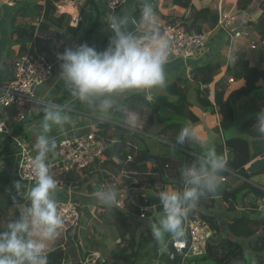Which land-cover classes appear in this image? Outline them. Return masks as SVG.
<instances>
[{"label":"trees","instance_id":"obj_1","mask_svg":"<svg viewBox=\"0 0 264 264\" xmlns=\"http://www.w3.org/2000/svg\"><path fill=\"white\" fill-rule=\"evenodd\" d=\"M59 0H44L42 5L30 4L26 0L17 4L16 13L12 18L10 29L11 36H15V42L20 44V50L24 52L28 45L32 51L50 52L52 46V38H48L45 34L49 31L56 33V38L63 35L64 42L60 43L57 50L63 52L68 46L70 38L81 36L86 44L89 45V39L94 33L95 28L101 23L100 10L94 0H86V4H91L94 10V17L89 27H85L84 21L79 20L76 26L70 25V15L63 13L59 16L55 15V4ZM173 4L182 3L188 5L192 0H171ZM247 4L257 2V7L261 9V14L256 21L246 23L260 38H264V0H246ZM236 6L244 9L242 0H237ZM194 14L179 17L180 23L188 32H201L203 26L207 29H213L218 21L217 10L202 9ZM38 16L40 21L38 26L31 24H14L15 16ZM175 22V19H170ZM55 28L57 30H51ZM61 30V31H60ZM37 31H39V34ZM61 34H60V32ZM102 45V44H101ZM101 45L96 49L99 51ZM208 60L202 64L195 65L190 69L192 80L194 82V97L189 98L190 93L187 90V82L184 77L177 76L174 80L166 83V87L161 88L158 93L151 95L143 92H131L120 100L119 107H112L109 111V119H99L96 125L98 137L102 138L108 147L105 151L106 160L100 164L102 171L97 173L95 181L88 184V192L94 193L100 191L101 184L113 183L115 187L125 186L129 188L132 197L137 198V203L142 205L156 204L157 210H161L162 205L158 199L157 193L166 191L167 186H171V191H181L184 184L180 177V169L188 164L198 163L197 155L203 157L205 154L196 148L185 145H175V137L180 129L184 126L190 127L199 121L198 115L192 109L197 106L202 111L210 114L219 113L221 120L216 132L225 134L232 130L234 135L225 136L223 141H216L213 145L218 155L227 159V167L225 174L231 180H235L233 185L229 182L218 183L216 189H223L222 200L226 203L227 209L235 210V206L244 200H248L249 193H254L256 197H263V193L246 182L251 176L264 173V164L253 173L246 170V165L257 157H264V138L256 130L255 119L256 114L264 109V69L249 64L248 59L238 57L234 63L227 64L223 79L216 82L213 93V101L210 99V90L208 85L213 80V76L220 70V62H211L214 56L206 53ZM4 67V65H3ZM11 75L6 78L1 76L0 81L6 82L12 79ZM227 75V76H226ZM244 80V84L239 88L231 91L226 97L225 85L229 79ZM70 95L69 91L64 93L60 98H56L55 103L61 105L66 97ZM120 95V94H118ZM115 95V96H118ZM114 96V97H115ZM245 98L244 112L241 118L236 114V101ZM44 113L39 112L36 115L25 117L21 122L15 124L13 132L16 135L23 134L22 127L24 123L31 124L36 118L43 117ZM126 118H135L136 129L130 131L125 124ZM157 124L158 129L152 133L151 128ZM117 129H120L118 134ZM25 134L28 137L29 134ZM154 136V137H153ZM149 138H156L163 144H169L173 147L177 154L182 157L180 162L176 159H165L160 161L161 166L167 171L165 165L174 167L176 176L171 178L170 183H165L160 173V169L150 162H146V157L150 150L147 141ZM115 140L120 141V155L114 159L110 158L112 143ZM7 148V147H6ZM6 148L0 150V157L5 153ZM127 148L131 150L126 151ZM229 154L227 157L225 154ZM157 154V153H155ZM131 159L128 160L127 156ZM158 155V154H157ZM110 163L112 169H106V163ZM91 167V166H90ZM89 167V168H90ZM88 168V169H89ZM168 174L166 175V177ZM178 177V180H176ZM68 178H73L68 175ZM243 179V180H240ZM115 180H118L115 181ZM220 182V181H219ZM138 192V194L136 193ZM250 211L257 208L256 202H251ZM130 203V202H129ZM214 198L212 192L202 196L197 204L207 209L212 208ZM131 212L138 213L137 207H133ZM198 214L207 221L210 229L219 232L218 224L211 215H206L200 211ZM106 216H115L119 218L117 222L123 230V237L126 238V244L115 251H111L109 260L104 258V264H180L182 254L175 252L171 246L174 236L165 234L163 241L154 239L152 233L138 232L136 228L142 225V220H134L127 213L119 210L116 205L111 209L108 208ZM105 216V213H99ZM19 215V213L17 214ZM136 216V215H135ZM156 219V218H155ZM153 219V220H155ZM131 221L132 223H129ZM264 222V220H261ZM256 219H248L243 215L232 217L228 222V231L235 238H250L253 242L251 249L253 251V264H264V232L256 234V227L262 222ZM10 222L7 218L5 222L0 220V231L7 228ZM264 224V223H263ZM132 225V229L130 228ZM95 244L96 242L91 241ZM165 246V250H162ZM48 255V264H82L80 258L92 253V251L82 252V248L78 241L73 243L70 236L66 237L65 245L52 246ZM246 253L244 248L236 240L229 237H223L218 244H206L205 253L193 258H187L185 264H242L246 261ZM235 262V263H234Z\"/></svg>","mask_w":264,"mask_h":264},{"label":"clouds","instance_id":"obj_2","mask_svg":"<svg viewBox=\"0 0 264 264\" xmlns=\"http://www.w3.org/2000/svg\"><path fill=\"white\" fill-rule=\"evenodd\" d=\"M137 23L133 16L113 14L106 23L111 36L103 51L85 43L57 54L58 79L72 97L104 114L112 108L115 95L166 87L165 65L169 61L171 41L162 35L149 0H144L140 15L143 32L134 29ZM235 59L230 52L228 63H234ZM43 113L41 131L34 145L36 155L30 165L34 184L25 194L20 181H13V189L26 206L20 207L19 215L7 224L6 230L0 231V264H48L49 244L63 225L54 198L57 181L50 175L46 160L56 148L55 140L48 133L54 126L63 129L70 118L63 107L54 104H46ZM125 124L130 131L136 129L135 119L126 118ZM255 126L264 138V109L256 114ZM198 139L190 127L184 126L175 137L173 147ZM226 167L227 159L218 155L214 146L207 148L198 163L182 167L183 190L157 193L164 216L152 226L154 239L160 241L165 234L183 236V218L202 196L216 189L218 173ZM95 196L109 209L117 202V193L111 189L97 191Z\"/></svg>","mask_w":264,"mask_h":264},{"label":"crops","instance_id":"obj_3","mask_svg":"<svg viewBox=\"0 0 264 264\" xmlns=\"http://www.w3.org/2000/svg\"><path fill=\"white\" fill-rule=\"evenodd\" d=\"M106 1L107 0H94L96 5H98V7H99L100 17L103 16V18L106 17L107 15H109L108 12H107V8H106ZM26 2H29L30 4L34 3V4L42 5L44 0H26ZM66 2H68V4H70L71 6H73V5L76 6L77 5L72 0H60V1H58V3L55 4V6H57L58 9L60 10V6H64ZM143 2H144V0H129L126 4H124L123 6L119 7V9L114 14L135 16L140 21V15H141V12H142ZM149 2L152 4L157 17H159L161 20H165V21H169L170 19H175V22H180V20H179L180 18L179 17L188 16L189 9H186L188 7H190L192 10H195V11H198V12L200 10H202V9L217 10L218 7H219L220 9L226 10L231 16H233L232 14H235L236 15L235 19H234L235 23L237 25H239L240 27L244 28L246 26V23L248 22V20L256 21L257 18L259 17V15L261 14V9L257 7V4H256L257 2H253L251 4L253 7L250 6V7L247 8V10H244V9L243 10H239V9H237L236 8L237 0H219V1L218 0H192L191 3L188 4V5H184L182 3L173 4L171 0H149ZM242 3H243V5H246L247 1L246 0H242ZM86 5H90L91 6V13L90 14H86L85 15L86 18L84 16V17H81V18H79L77 20V16H78V11L77 10H76L77 13H76L75 16L72 13L64 12V11H61V10H60V12L66 13V14H69V15L73 16V20L76 19L77 23H78L79 20H83L85 27H89L90 24L86 25L85 21L93 19L94 10H93V6L91 4H86ZM3 8H4L3 6H0V13H2L3 18L6 19L7 23H6V30H5V27H4L3 23H2V19L0 17V78H1V69L3 68L2 65H4L3 61H2V60H4V58H3V49H5V48H7L9 46V48L14 51V55H16V54L19 55V54L22 53V51L20 50V44L15 42V40H14L15 37L14 36H11L12 40L11 39H9V40L5 39V41L2 42L3 35L4 36H8L9 35L8 31H10L9 29L11 28V25H12V18L14 16V14L16 13V9H17L16 7H15L16 9H12L14 7H9L12 10H5ZM80 9L82 10V8H80ZM238 11L239 12L242 11V13H238ZM17 17H21L23 19H29V20H32V19L35 20L36 19V21H38V23L40 21V18H38V16H34L32 18V17L26 16V15L25 16L17 15V16H15V19ZM109 18L110 17L108 16V19ZM15 19H14V21H15ZM101 22H102V20H101ZM32 23H34V22H32ZM14 24H17V23H14ZM76 25H72V26H76ZM140 28L144 30V26L141 23H140ZM213 29H214L213 32H212V34H213L212 37L213 38L211 37L212 40L210 39L209 42H208V45H209L208 46V52L212 51V49H213L212 47H214L216 49V47L214 46L215 44L220 46V43H218L217 40H216V39L220 38L219 34L217 32L219 30L216 27H214ZM51 30H57V29L51 28ZM205 30H208V29L205 26H203V30L202 31H205ZM37 32L39 33V31H37ZM220 32H222V31H220ZM53 33H54L55 36H52V35L48 36V35L45 34V36H47L48 38H52V40L54 41L52 43V45L55 44V41L57 39L56 38V33L55 32H53ZM39 34H42V33H39ZM60 34H61V32H60ZM63 35L64 34H61L59 36L60 40L63 38ZM254 35L256 37H259L256 34H254ZM110 36H111V34L110 35L107 34V36L105 37V41L102 43V45L100 44L101 47H100L99 51H103L107 47V45L109 43ZM247 38L250 39V43L255 41V40H253V37L252 36L250 37L249 35L247 37L237 38V39H235L237 41H234L233 43H238L239 42V44H241V45H239V47L232 48L231 45L233 43L229 42L230 45L228 44V46H226L224 48V50L226 52H228V50H230V52H231V50L233 51L235 49L236 51H239V49H240V51L245 54V57H246V59H248L250 65L257 66L259 68L264 69V53H262V52H259V53L258 52H255V53L248 52V48H249L250 44L247 45V42H245L244 40L240 41L241 39H247ZM213 39H215L216 42H214L213 46H211L210 43H213L212 42ZM225 41H226V39H225ZM7 42H9L8 46L6 45ZM62 42H64V40ZM242 45H244V49H241ZM74 47H76L75 46V42H73V40H72V42L68 43L67 48H74ZM249 49H251V48H249ZM216 52L217 51H214V54H216ZM225 54L226 55H224V56L227 58L228 53H225ZM171 61L175 62L176 60H171ZM171 61H169L167 63L168 64L167 68H166L167 64L165 65V72H170V71L173 72L174 70H172V69L176 68L175 66L172 65V63L170 64ZM59 63L60 62L58 61L56 63V65H55V67H54V74L52 76L54 79H58V75H59V71H60ZM227 63H228V61H227ZM195 65H198V63H194V66ZM226 67H227V65H226ZM224 71H225V69H224ZM185 73L186 74H184V75L180 74L178 76L184 77L186 82H187V80H188V77H187L188 76L187 75L188 71L186 70ZM12 74H13V71H12ZM12 78H13V75H12ZM171 80H173V77H169V76L166 75V83L171 81ZM6 81L7 80H4V82L0 81V86L5 84ZM229 84L234 85V86L236 85V86L240 87V86H242L244 84V80L243 79L232 80L231 82H229ZM156 89H159V87L148 89V90L145 89V91H148V92L150 91L149 95H151V94H153L155 92ZM141 90L144 91L143 89H141ZM51 93H53V87L52 86H46V85L39 86L35 90V95H36V96L34 95L35 96V100H33L31 102H28V103L37 102L40 105L41 104L42 105L49 104L48 103L49 101H47V103H45V101L42 100V97L45 98V99H49L52 96ZM240 100H237L236 104H235L236 114H237V116L239 118L242 117L243 112H244V107H245V103H243L242 104L243 107H241V109H240V105H239V101ZM51 104H53V103H51ZM54 105H58V104L55 103ZM193 107H194V112L199 117V121L196 122L195 124H192L190 126V128L198 136L199 139L196 142L187 141V143L189 144V146H191L193 148H196V149H199L204 154H206L207 148L209 146L213 145L218 140L219 141L220 140L223 141L224 137L226 136L222 132H216V127H218V125H219V122L221 120V115L219 113L210 114L208 112L202 111L197 106H193ZM14 110H17V108L13 107L11 109V111H10L11 121L12 122L13 121L17 122V123H15V122L12 123L11 122V124H13L12 125L13 129H14L15 124H18V122H21V121L17 120L18 115L21 116L23 114L20 111L13 112ZM42 111H43V109H42ZM24 117L25 116H23V118ZM99 119H102V118L97 117V116H90V118H87V119H84V120H80V121H77V122H72L70 124H66L63 129H60V128H57V127L54 126L52 128V130L48 133V136L51 139L58 140V139H60V138H62L64 136H68V135H71V134L87 131L88 129L95 128ZM41 121L42 120H39V121L34 122V123L32 122L31 124L24 123L23 127H22V131L24 133H26V134L29 133V135H28V137H25L24 133L23 134L21 133L19 135H23L26 138V140H28V138H29V142H31L30 141L31 137L34 136V141L36 142L37 135L41 131ZM124 128H126V127H124ZM26 129H27V131H26ZM157 129H158V125H157V127L154 125L151 128V132L154 133ZM35 133H36V136H35ZM6 143H7L6 139L3 138L2 136H0V150H2V149L7 147L5 153L0 157V178H3V179L6 178V180L9 182V180L13 177L14 181H16L18 179L16 177H14L12 172H13V169H14V166H15V161H16V159L18 157V151H17L16 148H12L11 143H9V142H8L9 144H6ZM126 151H129V149L126 150ZM159 152L161 153V150H159ZM171 153L172 152L164 153V157H168L170 159H176L177 162L181 161L182 157L180 156V154L175 156V155H171ZM175 154H177V153H175ZM195 155H197V157L199 159L201 158V155H198V154H195ZM225 155L227 157H229V154L227 153V151H226ZM114 160L116 161L117 159L115 158ZM100 164H102V161L101 162H96L95 164L91 165V167L84 172V178L80 179L79 181H76L77 178H75V177L70 178V180H73V181H71L73 183L71 185V190L73 192L74 197L81 203V205L83 207L84 216H85V218H84L85 219L84 229L80 232L79 237H77L76 239H72V241H73L74 244H75V241H78L80 243V246H81V248L83 250V253L85 251L99 252L104 257V253L102 252V250L100 251V249L96 248V246L93 247V243L90 244V239H91L90 235H88V237H87V236H85V234H87L89 230L90 231L93 230V227L96 226L97 223H100L102 221L98 217V216H100L99 213H103L104 212L105 216H103L102 214H101V216H103L104 219H105L106 215L108 214L107 213L108 208L105 207L104 205H101L100 203H95V204L93 203L92 204L88 200V198H86V197L87 196L88 197H92L94 195L93 194L92 195L91 194H86V193L82 192V190L80 188L82 183L84 181H86V179L88 177L90 179H94L95 176L97 175V173H100L102 171L103 168H101ZM248 165L249 164H247L246 167ZM12 166H13V168H12ZM167 170H170L172 173H174L173 178L176 176V172H175L174 167L168 166ZM225 172L226 171L224 169L223 171L218 173V180H217L218 183H221V182H219V177L220 176H224L226 178V181L229 182L230 178L228 176H226ZM165 173L167 175V171H165ZM167 177H169V176H167ZM176 180H178V177H176ZM240 180H243V179H240ZM115 181L118 182V180H115ZM170 181L169 182L168 181H164V182L165 183H170ZM232 181H235V180H231L230 182H232ZM230 182H229V184H230ZM246 182L248 184H250L251 186H253L254 188L258 189L259 192L264 194V173L253 175L249 179H247ZM0 183H1L0 184V193L3 190H5L6 188H7L6 190H8L11 187V191H10L11 193L9 194V200H6L9 203V206H7L5 208L2 205L0 206V220L2 222L3 221L5 222V219L7 218L8 220L11 221V220H13L14 218H16L18 216L17 214L20 212V207L26 206V202L22 199V197H20L19 194L14 192L15 190H13V187H12L13 183L9 182L8 185L6 186V188L3 187V189H2V186H4V182H0ZM20 183L22 185V182H20ZM222 183H224V182H222ZM87 184H88V182H87ZM106 184H112V185L115 186V184H113V183L105 182L104 184H101V189L100 190H104L103 187H105ZM24 186L22 185V192L26 194V188H24ZM115 189L120 190V193L128 192V191H124V189H125L124 186L115 187ZM87 190H88V188H87ZM166 191H171V186H167ZM95 193L96 192H94V194ZM136 193L138 194V192H136ZM57 194H58V191L54 193V198L55 199H56ZM127 196H128V193H127ZM212 197L214 198V203H213L212 208L207 209V208H205L203 206H199L197 203L193 206V209L196 212L200 211V212H202V213H204L206 215H211L216 220V222L218 224L219 232H215L214 233V231H212L210 229L211 233H210L209 239H208L209 243L215 245V244H218L220 239H222L223 237H229L231 239L236 240L238 243H240L242 245V247L244 248L245 253H247L248 251H251L252 250L251 248H250L251 250H247L245 248L244 240L246 242H248L247 241V239H248L249 242H250V246L252 245V243L254 241L252 242L249 237L248 238H243V237L235 238L232 235H230V233L228 231V222L230 221V219L232 217H236V216H239V215H243V216L247 217L248 219H256V220L261 221L262 219L259 216L256 217V214H255V212L257 211L256 209L253 212L250 211L252 205L250 204L249 199H250L251 202H256V204L259 205L264 200V195H263V197H256L254 195V193H252V192L249 193V195H248L249 199L248 200L246 199L243 202H240L238 205H236L234 211H230V210L227 209L226 203L222 200V195L221 196H213L212 195ZM10 209H12V210H10ZM89 209H92V210L94 209V212L95 213L97 212L98 216L95 215V214L93 215L91 213L92 211L90 212ZM98 210H100V212ZM9 211H13L12 212L13 213L12 216L10 215ZM127 215L133 217V219H135V217H136L134 213L133 214H127ZM118 219L119 218H115V219L112 220V222L114 223V221H117ZM148 222H152L150 218L142 220V224L143 223H148ZM263 223L264 222H262V224L259 225V226H255L256 227V234L257 233L261 234V233L264 232V224ZM260 229H261V232H260ZM62 237L63 238L59 240L58 244H54V243L51 242L49 244V247L51 248L52 246H57V245L63 246V245H65L66 239H65V237L63 235H62ZM87 246H89V247H87ZM187 258L189 259V258H193V257H189V256L182 257L180 264H185V261H186ZM245 262L246 261L242 262V264H245Z\"/></svg>","mask_w":264,"mask_h":264},{"label":"built area","instance_id":"obj_4","mask_svg":"<svg viewBox=\"0 0 264 264\" xmlns=\"http://www.w3.org/2000/svg\"><path fill=\"white\" fill-rule=\"evenodd\" d=\"M24 1L0 0V6L14 7ZM84 1L86 2V0ZM128 1L107 0L106 8L109 17ZM217 14L218 21L215 27L228 36L230 43H233L237 38L249 35L245 28L235 23L234 17L226 10L218 7ZM135 18L138 23L133 26L134 29L138 33L143 32L144 30L140 28L138 18ZM157 21L162 35L171 41L169 61L182 59L186 62L193 56L201 57L208 52L207 45L213 36L214 29L188 32L180 22L165 21L159 17H157ZM259 46L264 49V38H260ZM257 47L258 45L254 42L249 45L251 49ZM57 48L51 47L50 52L32 51L30 45H28L27 49L19 54L14 61L13 78L0 86V135L5 137L6 141L11 143L12 148H16L18 151L12 173L20 182L26 184V193L34 184L30 165L31 160L36 155L35 142H25L26 138L23 135L14 134L10 123L9 110L23 105L25 101L35 100V90L48 82L54 74V67L58 62L57 54L62 53ZM229 81H232V79L230 78ZM20 118H23V116L21 115ZM96 130L95 127L55 140L56 148L49 153L46 160V163L50 166V175L57 181L58 194L55 200L58 215L63 220L59 232L65 239L67 236L76 239L85 226L83 207L73 195L71 190L73 184L71 181L73 180H70L68 175L81 178L91 165L106 160L105 151L108 144L98 137ZM128 149L131 150L130 148L126 150ZM127 158L128 160L131 159L129 155ZM165 168L167 169L168 165H165ZM219 181L226 182V178L220 176ZM124 188L128 190L127 193L130 196L129 188L125 186ZM129 199L134 203V207H137L138 213L135 215L139 219H161L164 216L163 209L157 210L156 204L142 205L135 203L131 197ZM116 203L117 206L123 205L122 200H117ZM256 210L260 213L259 217L264 220V200L257 206ZM182 230L183 236L173 237L171 242L175 252L182 254V257H195L204 254L211 230L207 221L193 207L189 209L188 214L183 218ZM80 261L82 264H104V257L99 252H92L84 258H80Z\"/></svg>","mask_w":264,"mask_h":264},{"label":"rangeland","instance_id":"obj_5","mask_svg":"<svg viewBox=\"0 0 264 264\" xmlns=\"http://www.w3.org/2000/svg\"><path fill=\"white\" fill-rule=\"evenodd\" d=\"M60 1V0H59ZM58 3V2H57ZM26 4H27V2H26ZM4 8L3 9H5V10H12V9H16V8H9L8 6H6V5H2ZM88 6V7H87ZM250 6H252L251 4H246V6L244 7V10H247V8L248 7H250ZM253 7V6H252ZM75 8H76V10L78 11V16H77V20L79 19V18H81V17H84L86 14H90L91 13V6L90 5H86V6H84L83 8H82V10L76 5L75 6ZM236 8H237V6H236ZM2 9V10H3ZM186 9H189V13H188V15H190V14H194V11H192V9L190 8V7H188V8H186ZM237 9H239V8H237ZM239 10H243V9H239ZM14 13V12H13ZM187 13V12H186ZM238 13H242V11L241 12H239L238 11ZM1 15H0V17H1V19H2V23H3V25H4V27H5V30H6V23H7V21H6V19L5 18H3V15H2V13H0ZM9 14V13H8ZM61 14H63L62 12H60V10L58 9V7L56 6V11H55V15L56 16H59V15H61ZM233 15V17H234V19H235V14H232ZM108 16L109 15H107L106 17H104L103 18V16L100 18L101 20H102V22L100 23L101 25H99V27H97V28H95V30H94V33L91 35V38L89 39V46H92V47H97V46H99L100 44H102L104 41H105V37L107 36V34H111L109 31H107V25H106V23H107V21H108ZM85 18H86V16H85ZM33 20V21H32ZM32 20H29V19H23V18H21V17H17L16 19H15V21H14V23H17V24H21V25H24V24H26V25H28V24H31V25H35V26H37L38 25V21H36V19L34 20V19H32ZM76 19H74L73 20V16H71L70 15V25H75L77 22ZM32 22H34V23H32ZM86 22V25H89V24H91V22H92V20H88V21H85ZM248 22H250V20H248ZM247 22V23H248ZM11 25V24H10ZM10 28V27H9ZM246 30H247V32H248V34H249V36L251 37H253V40H255L254 41V43L255 44H257L258 45V47L256 48V49H249L248 48V52H251V53H255V52H262V53H264V49L263 48H261L260 46H259V43H260V37H256L254 34H256V33H254V31L252 30V29H250V28H248V27H244ZM11 29V28H10ZM9 29V30H10ZM218 32V34H219V37L221 38H218V39H216L217 40V42L218 43H220V46L219 45H217V44H215L214 46L216 47V49L214 48V47H212L213 49H214V51H217L216 52V54H214V56H212V58H210L211 59V62H213V63H215V62H220V65H221V67H220V70H219V72L216 74V75H214L213 76V80L211 81V83L208 85V88H209V90H210V99L213 101V93H214V90H215V87L218 85H216V82L218 81V80H220V79H223L224 77H223V75H224V73H225V71H224V69L226 70V65L227 64H229V63H227V58L224 56V55H226L225 53H230V50H228V52H226L225 50H224V48L226 47V46H228V44H229V38H228V36L225 34L224 35V33L223 32H220V31H217ZM254 33V34H253ZM8 36H4L3 35V37H2V42H4L5 41V39H11V33H10V31H8ZM46 35H52V36H55L54 35V33L53 32H47L46 33ZM257 35V34H256ZM258 36V35H257ZM15 37V36H14ZM213 38V37H212ZM212 38H211V40H212ZM226 39V41H225V39ZM12 40V39H11ZM72 40H73V42H75V46H78V45H80V44H85L86 42H84L85 40L81 37V36H78V37H74V38H70L69 39V42H72ZM216 40L215 39H213V43H210V45L211 46H213V44H214V42H216ZM245 41V42H247V45H249L250 44V39H241L240 41ZM62 41H63V38L60 40H57L56 39V41H55V44H53L54 45V48H56V47H58L59 45H60V43H62ZM234 41H237V40H234ZM54 42V41H53ZM52 42V43H53ZM68 42V43H69ZM6 45L8 46L9 45V42H7L6 43ZM52 45V46H53ZM230 45V44H229ZM239 45H241V44H239V42L238 43H233L232 45H231V47L232 48H234V47H239ZM209 45H207V47H208ZM210 46V47H211ZM212 49V50H213ZM241 49H244V45H242L241 46ZM224 50V51H223ZM231 53H233L234 55H235V57H236V59L235 60H237L238 59V57H244V58H246L245 57V54L244 53H242L241 51H240V49H239V51H236L235 49L232 51L231 50ZM18 57V55L16 54V55H14V51L12 50V49H10L9 48V46L7 47V48H5V49H3V58H4V60H2L3 61V64H4V67L1 69V76H4V77H6V78H8L10 75H11V65H12V69H13V65H14V61H15V59ZM173 60H176L175 62H170V64L172 63V65L173 66H175L176 68H173L172 70H174L173 72L172 71H170V72H165L166 73V75L167 76H169V77H173V80L176 78V76H178V75H180V74H182V75H184V74H186L185 73V71L187 70L188 71V69L190 68H192L193 66H194V63H198V65L199 64H202L203 62H205L206 60H208V57L206 56V54L204 55H202L201 57H196V56H193V57H191L188 61H186L185 63H184V61L182 60V59H173ZM227 63V64H226ZM3 66V65H2ZM168 67V64L166 65V68ZM188 76V80H187V90H188V92L190 93V95H189V98H191L192 99V97H194V89H193V85H194V82L193 81H191L192 80V74L190 73V70L188 71V74H187ZM227 76V75H226ZM190 78V79H189ZM51 82V83H50ZM228 82H231V81H229L228 80ZM228 85H225V93H224V96L226 97L231 91H233V90H235V89H237V87L239 88V86H234V85H231V84H229V83H227ZM43 85H46V86H52L53 87V93H51V97L49 98V99H45V98H43L42 97V100H44L45 101V103H47V101H49L48 103L49 104H51V103H53V104H55V99L56 98H60L64 93H67V90H66V88H65V86H64V83H63V81H61V80H59V79H54L53 77L49 80V82H46V83H44V84H42V86ZM144 91H142V90H130V91H127V92H125V93H123V94H120V95H118V96H115V97H113V99H112V107H119L120 106V100L125 96V95H128V94H130L131 92H133V91H135V92H143V93H145V94H150L148 91H145V89H143ZM148 90V89H147ZM161 91V88H159V89H156L155 90V92L154 93H158V92H160ZM147 92V93H146ZM34 95H35V93H34ZM36 96V95H35ZM240 100V99H239ZM28 102H31V101H25L24 103H23V105H21V106H17L16 108H17V110H14L13 112H16V111H20L21 113H23L22 115L23 116H25V117H28V116H31V115H36L37 113H39V112H43L42 111V109L44 108V106H45V104L44 105H40V104H38L37 102H32V103H28ZM246 102V100H245V98H241V100L239 101V105H240V109H241V107H243V103H245ZM57 104V103H56ZM59 105V104H58ZM61 107H63L64 108V110H65V114H67L68 116H69V118H70V123H72V122H77V121H80V120H84V119H87V118H90V116H97V117H100V118H103V119H106V120H108L109 118L108 117H110V113L109 112H107V113H104V114H101V113H99L97 110H96V108L94 107V106H91V105H89V104H87V103H82V102H80V101H78V100H76L74 97H72L71 96V94L70 95H68L67 97H66V99L62 102V104L60 105ZM31 109H30V108ZM239 108V107H238ZM37 109V110H36ZM192 109L194 110V107H192ZM9 111H11V109L9 110ZM27 115V116H26ZM24 117V118H25ZM24 118H20V116L18 115V118H17V120L18 121H21V120H23ZM132 119H135V118H132ZM16 120V119H15ZM39 120H43V117H39V118H36V119H34L32 122L34 123V122H37V121H39ZM10 121H11V114H10ZM12 122V121H11ZM10 122V123H11ZM17 123L16 121H13L12 123ZM70 123H68V124H70ZM11 125H13V124H11ZM155 126L157 127V124H155ZM26 131H27V129H26ZM29 134V133H28ZM225 135L226 136H232V135H234L233 133H232V130H230V131H227L226 133H225ZM1 136V135H0ZM154 137V136H153ZM3 138H5V137H3ZM25 142H29V138H28V140H26L25 139ZM147 143H148V146H149V148H150V150L152 151V154H155V153H157L156 155L158 156V158H159V160L160 161H162L163 162V160L165 159V157H164V153H169V152H172L171 153V155H175V156H177V155H179L180 153H178V154H175V153H177V151L173 148V147H171V145H169V144H165V143H161L159 140H158V142H157V139L156 138H149V140L147 141ZM6 144H9L8 142L6 143ZM159 150H161V153L159 152ZM164 151V152H163ZM163 152V153H162ZM106 165V169L107 170H111L112 169V165L108 162V163H106L105 164ZM12 168H13V166H12ZM167 174H168V176L169 177H165V179H164V181L165 180H167L168 182L170 181V179L171 178H173V176H174V173H172L170 170H167ZM84 178V176L83 177H81V178H77V180L76 181H79L80 179H83ZM13 181H14V178L12 177L10 180H9V182H11V183H13ZM93 181H95V178L94 179H90L89 177L86 179V181H84L83 183H82V185L80 186V188H81V190H82V192H84V193H86V194H93L94 196H92V197H86V198H88V200L93 204H95V203H100L101 205H103L100 201H98V199L96 198V196H95V194L94 193H90V192H88V190H87V186H88V184H90L91 182H93ZM0 182H4V186H2V189H3V187L4 188H6V186L8 185V181L6 180V178L5 179H3V178H0ZM87 182H88V184H87ZM1 184V183H0ZM22 185L24 186V185H26V184H24V183H22ZM107 185V186H106ZM105 185V187H103L104 188V190H107V189H111V190H114V191H116V193H117V200H122L123 201V205L122 206H117V203L115 204L116 205V207L119 209V210H121V211H123V212H125V213H127V214H133L132 212H131V209H132V211H133V207H134V203L133 202H131V199H129V197H131L132 199H133V201L136 203L137 202V198L135 199L134 197H132V195H130V196H127V192H125V193H120V190H117V189H115V186L114 185H112V184H106ZM24 188H25V186H24ZM7 189V188H6ZM3 190L1 193H0V206L2 205L4 208L5 207H7V206H9V203L6 201V200H9V194L11 193L10 191H11V187L8 189V190ZM14 190V189H13ZM58 191V189H56L55 190V192H57ZM124 191H128L126 188L124 189ZM15 192V191H14ZM4 201H3V200ZM130 202V203H129ZM258 206V205H257ZM10 210H12V209H10ZM89 211L94 215H97L98 216V214H97V212L95 213L94 212V209L92 210V209H89ZM96 211V210H95ZM99 212H100V210H98ZM13 211H9V213H10V215L12 216L13 215V213H12ZM12 213V214H11ZM255 214H256V217L257 216H260V213H256L255 212ZM16 216V215H15ZM99 217V219L100 220H102L100 223H97L96 224V226H94L93 227V230H89L88 231V233L87 234H85V236H87L88 237V235H90V237H91V239H90V244H91V241H93V242H96L95 244H93V247H95L96 246V248H98V249H100V251L102 250V252L104 253V258H106V259H108L109 260V257H110V253H111V251H115V250H117L118 248H120V247H122L123 245H125L126 244V238H128V236H129V234H126V238L125 237H123V230H124V228L123 227H121L120 226V223L119 222H117V221H114V223L112 222V220L113 219H115V218H117V217H114V216H112V215H110V216H106L105 217V219H104V217L103 216H98ZM120 219H121V217H119ZM135 219L136 220H139V218H137V217H135ZM134 219V220H135ZM151 221L152 222H148V223H143L141 226H139L138 228H136V234L138 233V232H143V233H147V232H150V233H152V226L154 225V224H158L159 223V221H160V218H156L155 220H153L152 218H151ZM129 223H132L131 221H129ZM131 229H132V225H131V227H130ZM260 232H261V229H260ZM259 232V233H260ZM263 232V231H262ZM97 233V234H96ZM63 237H62V235L59 233L58 235H57V237L52 241V243H54V244H58V242H59V240L60 239H62ZM164 238V237H163ZM89 240V239H88ZM163 241V239L162 240H160V242H162ZM247 241L248 242H246L245 240H244V244H245V248L247 249V250H251L250 248H251V246H250V242H249V240L247 239ZM53 245V244H52ZM87 247H89V246H87ZM162 250H165V246H164V248L162 249ZM82 252H83V250H82ZM246 256H247V259H246V262H245V264H253V251L251 250V251H248L247 253H246ZM121 264V263H120Z\"/></svg>","mask_w":264,"mask_h":264},{"label":"water","instance_id":"obj_6","mask_svg":"<svg viewBox=\"0 0 264 264\" xmlns=\"http://www.w3.org/2000/svg\"><path fill=\"white\" fill-rule=\"evenodd\" d=\"M72 1H74L78 5L79 8H83L86 5V2L84 0H72ZM208 54L211 55L212 51H209ZM117 131H118V134H120L121 132L120 129H117ZM35 136H36V133H35ZM30 141L35 142L34 136L31 137ZM119 155H120V141L115 140L112 143L110 158L115 159ZM146 162H150L154 164L155 166H157L160 169V173L162 177L165 179L166 177L165 169L161 166L160 160L157 155L149 153L146 157ZM263 164H264V157H258L249 163V165L246 167V170L249 173L256 172ZM234 183L235 181L230 182L231 185H233ZM223 191H224L223 189H215L214 191H212V195L221 196L223 194Z\"/></svg>","mask_w":264,"mask_h":264},{"label":"bare ground","instance_id":"obj_7","mask_svg":"<svg viewBox=\"0 0 264 264\" xmlns=\"http://www.w3.org/2000/svg\"><path fill=\"white\" fill-rule=\"evenodd\" d=\"M60 10L64 12L72 13L74 16L77 13L75 6L74 5L71 6L70 4H68V2H66L64 6H60Z\"/></svg>","mask_w":264,"mask_h":264}]
</instances>
